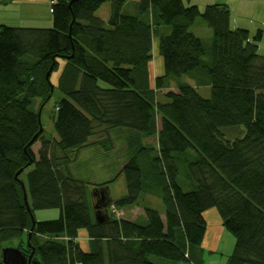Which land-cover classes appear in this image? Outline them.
<instances>
[{"label": "trees", "instance_id": "obj_1", "mask_svg": "<svg viewBox=\"0 0 264 264\" xmlns=\"http://www.w3.org/2000/svg\"><path fill=\"white\" fill-rule=\"evenodd\" d=\"M50 2L51 19L0 24V264L13 249L42 264H204L208 211L236 240L226 264H264L263 32L252 39L232 28L224 4ZM106 3L108 20L96 16ZM199 19L210 42L191 32ZM156 57L165 71L151 86ZM171 81L177 88L164 93ZM56 90L64 98L46 145L42 116ZM116 128L135 132L119 176L92 185L62 173L92 138ZM151 137L153 159L140 156ZM109 142L94 145L110 152ZM186 165L187 192L178 184ZM121 177L126 194L114 200L110 187ZM147 195L161 202L125 217ZM51 210L58 219H35Z\"/></svg>", "mask_w": 264, "mask_h": 264}, {"label": "rangeland", "instance_id": "obj_2", "mask_svg": "<svg viewBox=\"0 0 264 264\" xmlns=\"http://www.w3.org/2000/svg\"><path fill=\"white\" fill-rule=\"evenodd\" d=\"M135 1V0H128ZM138 1V0H137ZM215 4H224L227 5L230 14H231V21L232 18L237 17L236 20H233V27L236 28H245L250 32L251 38L253 39L257 32L261 30L263 32V39L260 43L261 48H263L262 54L264 57V0H192L191 5H196L200 8V10H204L207 6L215 5ZM110 10H111V4L106 3L102 6L101 10L96 13L97 17H100L102 19L108 20L110 17ZM196 24L198 26L199 33L201 34L200 37L204 39L206 42H210L208 40V36L205 34L209 29H207V25L202 22V19H199ZM46 25V24H45ZM49 25L51 26V22H49ZM34 26H40L39 24H35ZM19 27V26H17ZM211 33V32H210ZM160 61L158 57H156V63ZM153 64V63H152ZM163 73V72H162ZM161 75H158V77ZM102 86H106L105 84H102ZM200 95L205 99H210L211 91L209 88H202L198 91ZM64 98V95L59 91L56 90L53 98L49 101L48 105L45 108V111L42 116V123L44 125L45 132L48 137H54L56 135L55 131V125H54V119L53 116L55 114L56 104ZM135 135V132L131 130H124V131H118L114 137L111 139V142L108 143V145H113L111 148L114 150L108 152L106 151L105 159L106 162L108 161V164H106V167L103 170L104 174H110L114 179L120 172L122 166L126 163L128 160V156L125 154V151L128 150V142L131 140V138ZM95 147H93L90 151L91 154H95V151L93 150ZM94 156V155H93ZM101 157L91 158L87 157L84 159V163L88 164L91 168H94L95 171H97L99 168H102V166H105V163H100ZM119 176V175H118ZM184 178L183 175H181L178 178V184L183 188L184 191H190V186L183 182ZM126 194V185L124 178L121 177L111 185L110 187V196L117 200L121 197H123ZM147 198H149L147 196ZM151 198V197H150ZM95 202V200H93ZM141 205L146 208H151L154 210L153 205L150 203L145 202L144 199H142ZM95 203L94 207L92 206V210L95 211ZM108 208V207H107ZM107 210H110L108 208ZM135 209H124V211L127 212V215H137V210L133 212ZM115 213V216L117 218L121 217L123 214L122 212L117 210H112ZM108 212V211H107ZM109 213V212H108ZM40 214L43 215L42 218L47 220H41V221H48L53 219L59 218V210L56 211H42L41 213H38V217L40 218ZM55 214V215H53ZM139 214V213H138ZM206 214L210 215V218L208 220V235H212V232L217 228V226H213L214 218L215 216H211L210 211H208ZM124 216V215H123ZM122 216V217H123ZM140 223H142L140 221ZM224 235H219L217 238V242H214L213 240L210 242L208 241V246L204 249L207 253L205 255V263L204 264H226L230 255L233 254L235 247H236V240L235 238L230 234L227 233L224 237ZM4 264V263H3ZM158 264H172L171 262H158Z\"/></svg>", "mask_w": 264, "mask_h": 264}, {"label": "crops", "instance_id": "obj_3", "mask_svg": "<svg viewBox=\"0 0 264 264\" xmlns=\"http://www.w3.org/2000/svg\"><path fill=\"white\" fill-rule=\"evenodd\" d=\"M49 2L50 0H0V24L6 23L5 21H7L11 26L24 27L26 24H31L29 22H39L42 19H51V15H50L51 2L50 3ZM236 18L237 17H234V19L232 18L231 21L232 28H234L233 20L235 21ZM207 34L210 35L209 30L207 31ZM153 65L156 67L157 70L151 74V67ZM160 66H161V61H158L157 63L155 61L149 67L151 86L153 85L151 81V77H156L158 75H161L163 72L162 70L160 71ZM93 147H95L93 149L95 151V154L90 153ZM93 147L84 148L82 150L77 151L75 154L74 161L70 163V168H68V170L66 171H69L79 181L82 180L89 184L97 185L107 182L113 177L110 174L103 173L106 164H108V161L110 160L109 158V160L106 162L105 159L106 149L99 145H95ZM125 154L128 156L129 159V154H130L129 148L127 151H125ZM99 156L101 157V162L105 163V166H102V168H99L97 171H95L94 168H91L88 164L84 163V159L87 157L96 158ZM135 210H137V215H139L138 213H140V215L143 214L140 208L136 207ZM135 210H133V212H135ZM215 218L213 220L214 223L212 225L217 226V228L212 232L211 237L210 235H208V230H207L206 238L202 246L203 249H205L208 246L207 244L209 240L210 242L212 240L214 242H217L218 236L224 235L225 233L224 229L222 228V223L216 220Z\"/></svg>", "mask_w": 264, "mask_h": 264}, {"label": "bare ground", "instance_id": "obj_4", "mask_svg": "<svg viewBox=\"0 0 264 264\" xmlns=\"http://www.w3.org/2000/svg\"><path fill=\"white\" fill-rule=\"evenodd\" d=\"M140 0H138V2H139ZM54 4V2H52V5ZM170 30V29H169ZM168 30V31H169ZM191 32L195 35V36H197V35H199V30H198V26L197 25H195V26H193L192 28H191ZM198 37V36H197ZM156 44H158L157 43V41H155L154 42V45H156ZM262 51H263V48H261V46L259 45V55L260 56H263V54H262ZM157 69H156V67L153 65L152 67H151V74L153 73V72H155ZM162 70V67L160 66V71ZM165 71V70H164ZM164 71H163V73L161 74V75H164ZM148 72H149V74H150V69H148ZM51 75V71L48 73V78H49V76ZM190 85H192L193 86V83H190ZM177 87H176V81H171V84H170V87L168 88V89H166V90H163L164 91V93L165 92H169V91H175V89H176ZM200 89H202V88H200ZM200 89H198V91L200 90ZM124 130H126V128H116V129H114V130H111V131H109L108 133H107V137H104V138H102V137H100V136H98V135H96L94 138H92L91 140H90V143H89V145L87 146V147H85V148H89V147H93V146H95L94 144H95V142L96 141H99V140H101V139H105V138H109V139H112L113 137H114V135L118 132V131H124ZM42 131H43V136H42V141L43 142H45V144L46 145H50L51 144V140H52V137H48L47 136V134H46V132H45V129H44V125H42ZM56 137V135L53 137V138H55ZM150 145V146H149ZM144 146H146V147H149V148H147V149H144V150H142L141 152H140V156H146V157H150V159H153V158H157V157H159L160 156V152H159V145H158V137H151L150 139H148L145 143H144ZM41 148H42V142H37L35 145H34V147H33V152H34V155H35V157H36V159L38 160L39 159V152H40V150H41ZM144 152V153H143ZM128 161H129V159L126 161V163H128ZM126 163L122 166V168H121V170H120V172L118 173V175H120L121 174V171L123 170V168H124V166L126 165ZM187 165H188V163H187ZM187 165L186 166H184L182 169L178 166V169H179V176H178V178L182 175V173H183V171H184V169L187 167ZM61 167H62V173L63 174H68L70 177H73V178H75L69 171H66V170H68V168H70V164H67V165H64V166H62V165H60ZM22 173V172H21ZM20 173V174H21ZM147 196L149 197V198H147ZM147 196H145V197H142L141 199H144L145 200V202H147V203H150V204H152L153 205V208L155 209V205L157 204V203H160L161 202V200L159 199V198H157L156 196H151V195H147ZM151 197V198H150ZM146 209V207H143V205H141V207H140V210H141V212L142 213H144L143 211ZM157 210V209H156ZM158 211V210H157ZM38 211L36 212V214H35V219L37 220V221H39V222H42L41 220H47V219H44V218H42V216L43 215H41L40 214V218L38 217ZM207 213V212H206ZM205 213V219H206V221L208 222V220H209V218H210V215H208V214H206ZM163 214V213H162ZM125 217H130L131 218V215H125ZM36 220L33 222V227H32V229L30 230V236L33 234V232H34V229H35V226H36ZM49 221V220H48ZM67 240V239H66ZM67 241H69V240H67Z\"/></svg>", "mask_w": 264, "mask_h": 264}, {"label": "water", "instance_id": "obj_5", "mask_svg": "<svg viewBox=\"0 0 264 264\" xmlns=\"http://www.w3.org/2000/svg\"><path fill=\"white\" fill-rule=\"evenodd\" d=\"M98 220H100V223H103V221L100 219V217H98ZM32 261H33V254H31L27 258V256L22 251H20L18 249L5 250L4 251V255H3V263L4 264H42V263L37 262V261H34V262H32Z\"/></svg>", "mask_w": 264, "mask_h": 264}]
</instances>
